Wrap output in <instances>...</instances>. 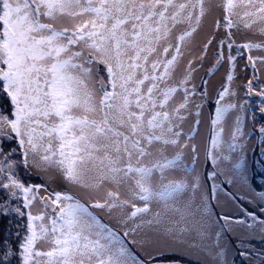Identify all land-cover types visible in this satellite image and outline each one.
Here are the masks:
<instances>
[{"label":"snow or ice","instance_id":"1","mask_svg":"<svg viewBox=\"0 0 264 264\" xmlns=\"http://www.w3.org/2000/svg\"><path fill=\"white\" fill-rule=\"evenodd\" d=\"M238 7L250 21L244 26L258 22L264 36V0H0V264H163L166 249L184 246L200 250L197 264H229L220 244L223 230L233 224L253 229V222L264 243V185L251 187L246 152L247 139L255 136L253 151L261 158L256 163L264 169V84L257 69L264 55H251L254 49L264 52V42H235ZM214 9L223 16L200 47L199 64L185 63ZM84 16L72 29L58 26L64 17ZM210 49L209 75L229 66L214 103L207 81L193 82ZM245 54V68L253 72L245 86L248 100L224 103L236 96L232 73ZM206 104L205 162L212 170L202 178L195 167L199 150L191 141L199 135ZM230 112L231 142L224 155L219 149ZM249 119L253 128L246 133ZM186 151L191 165L184 163ZM88 164L97 184L83 181ZM49 169L85 189L104 182L126 188L127 198L119 191L92 202L68 191L40 195L47 188L31 183L33 172ZM174 171L184 175L168 179ZM221 177L225 186L250 188L255 200L248 202L259 212L244 208L245 218L213 220L209 197L217 185L208 192L204 184ZM95 210L119 215L109 224ZM237 255L240 264H264V248H243Z\"/></svg>","mask_w":264,"mask_h":264},{"label":"rangeland","instance_id":"2","mask_svg":"<svg viewBox=\"0 0 264 264\" xmlns=\"http://www.w3.org/2000/svg\"><path fill=\"white\" fill-rule=\"evenodd\" d=\"M218 2L223 3L224 0H218ZM237 16L234 17L236 20V23L238 25L237 28L233 29V36L235 39V42L239 44H243L245 42H253V43H262L264 42V36L259 34V27L260 24L252 23L250 28H246L244 25L245 23L250 22L248 18L243 17V12L245 11V8L238 7L236 10ZM223 16L222 9H214L211 15H208L206 18H204L200 29L198 30V35L195 36L194 42L191 44L192 49V55L191 56H185V63H187V60L191 59L193 60L194 64H199L198 57L200 55V47H202L203 43L212 35L214 23L217 19L221 18ZM88 19L87 16L79 17L76 19L70 18V17H64L60 23L59 27H67L69 29H72L76 24L82 23L84 20ZM182 27V26H178ZM176 35H179V32L176 33ZM214 49H210L207 58L203 63L202 67H197V70L193 73V82L199 86L201 84L202 80L207 81V96L210 101L214 103L217 92L220 90L221 85L225 83L226 75L229 71L228 64H224L223 66H218L216 70L213 71V74L209 75L210 70H213L214 65ZM235 55V52L233 53ZM251 55L254 57L264 55V52L260 50H252ZM247 63V55L241 59H237L235 62V68L233 71L234 79L230 85L231 89L236 93V96L234 97H227L224 101V103H238V104H244L248 100V96L246 95L245 86L247 84V81L252 78L253 72L251 67L245 68V65ZM258 69V75L261 84H264V66L257 65ZM180 71H183V66H181ZM258 90V89H257ZM195 103H201V100L199 97L194 98ZM258 100V98H257ZM254 106V105H252ZM209 105H205L202 111V115L200 117L202 123L199 129V135L191 141L192 143H195L199 150V159L196 162V173H198L202 178L204 177L206 173V162H205V148L208 146V137H209ZM245 115V111H241V117L243 119ZM234 116V113L230 112L228 119L224 123V131L222 134V144L219 149V151L224 154L228 155V147L227 145L231 142V132H232V117ZM191 127V121L189 123L185 124V131L187 132L189 128ZM244 131L246 133L251 132L253 125L251 123V120L249 119L246 121L243 125ZM258 143V139L255 136H252L251 138L247 139V165L249 169V176L252 179V165L251 161L253 157L255 158V174H263L264 169L261 168L259 164L256 163L257 160H260L259 150L257 149L256 154L253 151L254 146ZM254 153V154H253ZM169 157L173 155L171 151L167 154ZM184 163L187 165L192 164V153L190 151L185 152L184 157ZM87 171H85L83 176V181L86 184L94 185L98 183V179L96 176V173L92 169V165L88 164L86 166ZM212 170V168H210ZM184 175L181 171H174L171 174L168 175V179H179ZM258 177V175H257ZM32 183L33 184H41L44 185L47 188V191L44 189H41L40 195H48L49 192L52 191H68L72 195L79 198L82 202H92L95 199H101L103 201V197L105 196L107 191H119L120 192V198L126 199L127 198V190L126 188H120L117 189V187L111 183L104 182L101 184L98 188H88L85 189L81 185H70L66 181L62 180L60 178L59 173L55 169H49L46 173L44 172H33L32 175ZM223 177H221L218 181H211L208 180L204 184V190L211 192V185L215 183L217 185V188L215 190V193L209 197L210 205L212 206V218L213 220H216L217 217H223L225 215H237L241 214V218H245L243 216V207L241 206L239 200L237 197H240L243 202H245L249 206L257 205L256 203H249L248 198H252L255 200L254 197H252V193L250 188L248 187H242L239 184L236 185H227L225 186L222 181ZM257 181L260 186L264 185V179L263 177L257 178ZM251 187L252 182H251ZM200 202V196L197 194L196 196V203L198 204ZM39 204L33 209L34 214L39 211ZM95 214L102 218V220L105 223L114 224L116 221V218L119 215V210H115L111 216L107 215L105 212H102L100 210H95ZM230 217V216H229ZM172 220H180L179 214H170L169 216ZM6 223V222H4ZM185 222H181V226H183ZM220 223H223V220H220ZM255 225L253 229H249L246 225L241 224H233L231 227H226L223 230V236L220 240L221 246H223L227 250V259L229 264H233L232 257L234 254L233 246L231 241L229 240L231 237H241V238H260L261 237V231H260V225L256 222H253ZM191 225L189 224V227ZM0 227H3V223H0ZM217 230H219V224H217ZM195 237V233L193 232L192 237L190 239H193ZM215 237L213 236V240ZM212 240L205 241V243H212ZM45 250L49 247L47 244L43 245ZM165 255H171V256H181L184 258L191 259L193 262L197 263L198 260H203V256L200 253V250L196 247H175V248H168L165 250ZM164 264V263H163ZM165 264H174V263H165ZM175 264H180L175 262Z\"/></svg>","mask_w":264,"mask_h":264},{"label":"trees","instance_id":"3","mask_svg":"<svg viewBox=\"0 0 264 264\" xmlns=\"http://www.w3.org/2000/svg\"><path fill=\"white\" fill-rule=\"evenodd\" d=\"M257 150L254 151V153L256 154ZM253 153V154H254ZM252 165V179H251V182H252V186L254 188H257L258 190H262L261 189V186L259 185L258 181H257V178L259 177H263L264 179V173L263 174H257V175L254 173L255 170H256V167H255V158L253 157L252 161H251V164ZM206 167V172H210L211 171V165H210V162L208 164L205 165ZM32 179L31 178V183H32ZM241 206L243 208H247L249 211H255V212H259V208L257 207V205H254V206H249L247 205L245 202L242 201V199L240 197H237ZM79 199V198H78ZM227 216H230V217H235V218H241L242 215L239 213V214H235V215H228ZM21 224H24L26 223V220H21L20 221ZM229 240L231 241L232 243V246H233V251H234V254H233V257H232V262L234 261L235 264H240V260H241V257H239L237 255V252L238 250H242L243 248H252V249H260V248H264V243H261V237L260 238H241V237H231L229 238ZM166 259H164L163 263H174L177 262V263H180V264H197L195 262H193L191 259H188L187 257L184 258V257H181V256H171V255H165Z\"/></svg>","mask_w":264,"mask_h":264}]
</instances>
